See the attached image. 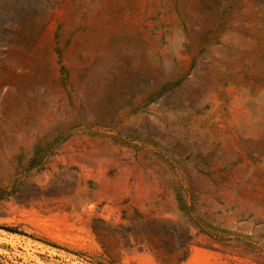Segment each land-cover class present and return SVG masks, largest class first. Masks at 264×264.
Wrapping results in <instances>:
<instances>
[{
  "label": "rangeland",
  "instance_id": "374dc122",
  "mask_svg": "<svg viewBox=\"0 0 264 264\" xmlns=\"http://www.w3.org/2000/svg\"><path fill=\"white\" fill-rule=\"evenodd\" d=\"M0 264H264V0H0Z\"/></svg>",
  "mask_w": 264,
  "mask_h": 264
},
{
  "label": "trees",
  "instance_id": "16d2710c",
  "mask_svg": "<svg viewBox=\"0 0 264 264\" xmlns=\"http://www.w3.org/2000/svg\"><path fill=\"white\" fill-rule=\"evenodd\" d=\"M7 230L10 231V232L17 233L16 230H11V229H9V228H8Z\"/></svg>",
  "mask_w": 264,
  "mask_h": 264
}]
</instances>
